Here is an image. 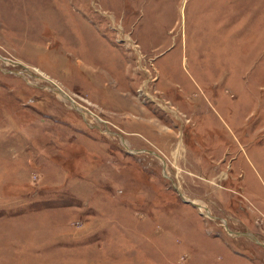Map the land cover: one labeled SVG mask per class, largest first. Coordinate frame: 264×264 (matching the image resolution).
Instances as JSON below:
<instances>
[{"label": "rangeland", "instance_id": "374dc122", "mask_svg": "<svg viewBox=\"0 0 264 264\" xmlns=\"http://www.w3.org/2000/svg\"><path fill=\"white\" fill-rule=\"evenodd\" d=\"M0 264H264V0H0Z\"/></svg>", "mask_w": 264, "mask_h": 264}, {"label": "bare ground", "instance_id": "6f19581e", "mask_svg": "<svg viewBox=\"0 0 264 264\" xmlns=\"http://www.w3.org/2000/svg\"><path fill=\"white\" fill-rule=\"evenodd\" d=\"M60 92H61V91H60ZM58 94H59V92H58ZM63 97H64V96H63ZM192 203H193V202H192ZM197 208H198V211H200V210H199V209H200V206L197 205Z\"/></svg>", "mask_w": 264, "mask_h": 264}, {"label": "water", "instance_id": "95a60500", "mask_svg": "<svg viewBox=\"0 0 264 264\" xmlns=\"http://www.w3.org/2000/svg\"><path fill=\"white\" fill-rule=\"evenodd\" d=\"M186 202H188V203H190V204H193L192 202H190V201H186Z\"/></svg>", "mask_w": 264, "mask_h": 264}]
</instances>
